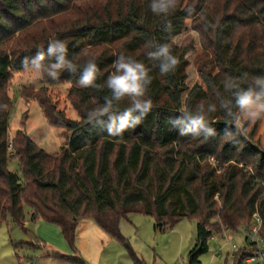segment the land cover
Returning <instances> with one entry per match:
<instances>
[{
  "label": "trees",
  "instance_id": "16d2710c",
  "mask_svg": "<svg viewBox=\"0 0 264 264\" xmlns=\"http://www.w3.org/2000/svg\"><path fill=\"white\" fill-rule=\"evenodd\" d=\"M150 3L0 0V225L9 218L23 226L26 208L31 222L58 227L73 255L51 251L44 257L59 263L86 264L74 250L75 233L78 223L91 220L139 264L119 234L120 221L131 214L151 217L156 231L194 220L186 264H199L213 234H237L254 214L264 241V154L234 125L236 95L249 88L264 93L256 83L264 78V0H171L165 12L157 13ZM59 19L62 24L46 25ZM187 19L195 23L211 57L199 69L201 83L191 90L184 84V49L173 43ZM52 41L65 44V60L72 65L56 69L52 83L69 84L67 98L78 120L66 119L63 112L54 115V107L38 99L48 123L69 133L65 148L46 153L21 136L10 152L13 107L5 93L10 71H23L25 61L31 68L38 52L45 55L40 71L51 70L56 60L47 47ZM164 46L177 63L162 72L165 61L154 53ZM120 58L144 66L148 83L142 96L113 98L107 79ZM90 60L96 76L82 86L79 80ZM135 100L150 102L148 111H133L139 122L117 132L119 117ZM105 107L108 111L101 112ZM195 116H203L211 135L183 131L178 121ZM11 160L19 175L9 171ZM252 250L236 251L233 264H244Z\"/></svg>",
  "mask_w": 264,
  "mask_h": 264
},
{
  "label": "rangeland",
  "instance_id": "374dc122",
  "mask_svg": "<svg viewBox=\"0 0 264 264\" xmlns=\"http://www.w3.org/2000/svg\"><path fill=\"white\" fill-rule=\"evenodd\" d=\"M53 21L46 25L52 28L63 23L60 19L52 24ZM173 43L184 49L187 63L184 84L191 90L201 83L199 69L211 60L201 46L193 20H185L181 33L173 39ZM47 73L40 71V77L35 78L25 70L10 71L5 90L13 107L8 128L10 152L14 150V140L19 141L21 136L46 153L58 154L65 148L69 133L48 123L37 100H45L46 106L54 107V115L63 112L68 120H78V117L67 98L69 84L59 81L52 83L53 77ZM45 76L48 81L44 80ZM237 119L243 123L240 129L236 127ZM234 125L260 154H264V114L254 122H248L238 110ZM208 165H215L212 159H209ZM8 169L19 175L16 161L11 160ZM119 234L139 264H186L196 234V222L183 219L172 229L156 231L151 217L131 214L120 221ZM244 234L241 230L237 234L229 231L213 234L207 241V252L198 258L199 264H233V254L242 247H250L249 242L244 241ZM47 250L65 256L73 255L59 228L41 220L31 222L26 208L23 226L13 224L9 218L0 225V264H41V253ZM74 250L86 264H135L129 251L103 233L91 220H85L77 229Z\"/></svg>",
  "mask_w": 264,
  "mask_h": 264
},
{
  "label": "clouds",
  "instance_id": "9594fccd",
  "mask_svg": "<svg viewBox=\"0 0 264 264\" xmlns=\"http://www.w3.org/2000/svg\"><path fill=\"white\" fill-rule=\"evenodd\" d=\"M171 4V0H151L150 9L152 12H165ZM66 46L62 41L49 42L47 47V54L49 56H55L56 63L50 65L48 75L55 78L57 73L56 69H60L64 66L72 67L70 63L65 60ZM154 55L162 57L164 63L161 64V71H167L169 67L174 66L177 63L175 57L169 55L167 46L160 47ZM45 55L43 52H38L34 59L31 60V68L27 66V61L23 62L24 70L31 72L35 78L40 77L41 61H43ZM115 73L110 75L107 79V86L112 90L113 98L120 99L121 97L128 95L131 97H140L144 93V86L148 83L146 78V71L144 66L138 62L125 61L120 58L115 63ZM97 67L94 61H88L82 72L79 83L82 86L92 84L95 79ZM258 85L264 87V78H258L256 80ZM236 105L238 106L241 116L248 122H254L264 114V93L254 92L251 88L246 91H241L236 95ZM150 102L135 100L133 108L128 109L119 117V123L116 131L119 132L125 128H131L139 122V116L133 117L131 114L133 111L139 110L143 115L148 111ZM101 112H107L108 108L105 107L100 110ZM183 123L184 132H195L197 129L204 131L206 135L212 134V129L205 127L203 116H195L189 118ZM237 129L243 127V123L237 119ZM111 127L109 132H111ZM227 134V133H226Z\"/></svg>",
  "mask_w": 264,
  "mask_h": 264
},
{
  "label": "built area",
  "instance_id": "2783aa9c",
  "mask_svg": "<svg viewBox=\"0 0 264 264\" xmlns=\"http://www.w3.org/2000/svg\"><path fill=\"white\" fill-rule=\"evenodd\" d=\"M260 226L261 221L258 215L254 214L249 226L240 227L243 234L246 231L243 236L246 242H249L248 245L253 249L252 254L245 259V264H264V241L259 236Z\"/></svg>",
  "mask_w": 264,
  "mask_h": 264
},
{
  "label": "crops",
  "instance_id": "0c3cea01",
  "mask_svg": "<svg viewBox=\"0 0 264 264\" xmlns=\"http://www.w3.org/2000/svg\"><path fill=\"white\" fill-rule=\"evenodd\" d=\"M82 222H84V221H82ZM82 222L78 223L77 229H79V226H81ZM76 232H77V230H76ZM50 252L51 251L47 250L46 252H44V254H43V252L41 253L42 254L40 256V259H41V262H42L41 264H63V263H59L57 261H54L51 258L44 257V255L49 254Z\"/></svg>",
  "mask_w": 264,
  "mask_h": 264
}]
</instances>
